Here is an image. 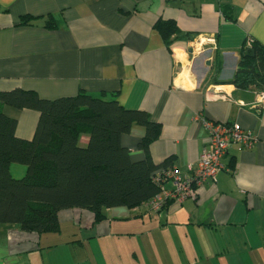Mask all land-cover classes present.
Masks as SVG:
<instances>
[{
  "label": "crops",
  "instance_id": "1",
  "mask_svg": "<svg viewBox=\"0 0 264 264\" xmlns=\"http://www.w3.org/2000/svg\"><path fill=\"white\" fill-rule=\"evenodd\" d=\"M158 20L176 25L171 43ZM252 41L264 45V0H0V91L115 94L160 124L153 162L170 159L187 176L207 146L203 119L236 122L255 138L230 144L215 180L157 211L113 207L95 222L87 209H62L59 230L39 234L0 224V264H264V107L230 83ZM3 111L18 137L32 138L37 111ZM143 134L133 125L122 136L134 159ZM9 169L16 178L26 170Z\"/></svg>",
  "mask_w": 264,
  "mask_h": 264
},
{
  "label": "trees",
  "instance_id": "2",
  "mask_svg": "<svg viewBox=\"0 0 264 264\" xmlns=\"http://www.w3.org/2000/svg\"><path fill=\"white\" fill-rule=\"evenodd\" d=\"M48 25L55 23L50 19ZM155 26L171 43L174 22L158 20ZM230 83L242 91L264 90V45L252 41L242 49ZM3 106L38 112L32 138L16 135L17 120ZM133 125L144 128L139 159L122 143ZM159 133V123L143 110L124 108L115 94L106 98L80 91L45 99L17 87L0 91V224H17L23 232H56L62 209H87L96 222L105 209L146 203L160 192L155 174L171 163L151 159L148 146ZM11 164L25 166L24 175L12 176Z\"/></svg>",
  "mask_w": 264,
  "mask_h": 264
},
{
  "label": "built area",
  "instance_id": "3",
  "mask_svg": "<svg viewBox=\"0 0 264 264\" xmlns=\"http://www.w3.org/2000/svg\"><path fill=\"white\" fill-rule=\"evenodd\" d=\"M257 105L264 107V90L256 93ZM207 131V146L201 151L192 175L181 174L175 167H161L154 176L160 185V192L145 203L152 211L159 210L167 201H182L195 195V188L207 180H215L217 173L223 168L222 157L232 143L240 147H250L255 138L250 131L242 129L236 122H220L203 119ZM170 182L171 187H165Z\"/></svg>",
  "mask_w": 264,
  "mask_h": 264
}]
</instances>
